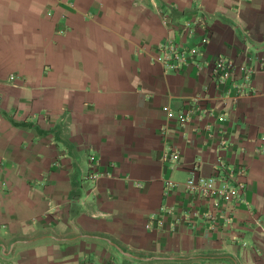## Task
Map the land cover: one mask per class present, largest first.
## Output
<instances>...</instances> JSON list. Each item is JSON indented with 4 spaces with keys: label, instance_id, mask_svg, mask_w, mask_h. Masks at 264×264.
<instances>
[{
    "label": "crops",
    "instance_id": "crops-1",
    "mask_svg": "<svg viewBox=\"0 0 264 264\" xmlns=\"http://www.w3.org/2000/svg\"><path fill=\"white\" fill-rule=\"evenodd\" d=\"M205 35L201 69L154 61ZM218 57L255 67L254 96L223 97L240 70L217 89ZM204 95L212 113L182 125ZM219 163L247 168L236 230L149 228ZM0 264H264V0H0Z\"/></svg>",
    "mask_w": 264,
    "mask_h": 264
},
{
    "label": "built area",
    "instance_id": "built-area-1",
    "mask_svg": "<svg viewBox=\"0 0 264 264\" xmlns=\"http://www.w3.org/2000/svg\"><path fill=\"white\" fill-rule=\"evenodd\" d=\"M161 14L164 24L172 26L174 23L172 12L162 11ZM206 25V17L199 15L182 23L179 34L180 36L188 35L189 38L194 39L199 29L206 31ZM206 35L192 47L181 44L175 39H167L158 46V54L154 61L161 65L166 72H179L190 65L201 69L204 66L200 59L204 55L202 48L208 44L209 40ZM209 64L212 66V84L217 89L235 78L237 71L240 70V80L234 82L233 86L223 94L225 99L229 98L233 103H237L243 97H252L256 94L254 81L256 69L247 61L238 66L229 57H218L207 62V65ZM211 113L208 97L204 95L188 101L179 116L181 124L188 125L195 119L206 118ZM221 146L225 149L227 143L224 141ZM178 158L179 154L173 150L165 153L163 157L166 162L172 164L173 168L179 164ZM198 168L199 166L196 165L194 170L198 171ZM246 175V167L227 170L222 163H219L216 173L212 177L191 176L184 183L188 203L183 201L182 208L186 211L183 210V213L178 215L176 207H166L158 216L150 218L149 228L155 222L156 227L162 228L167 220L166 217H172L176 224L186 223L192 228L201 225L212 234L218 233L222 227L228 232H233L237 229L234 213L242 205H246ZM166 187L169 191H173L179 188V184L168 180Z\"/></svg>",
    "mask_w": 264,
    "mask_h": 264
}]
</instances>
